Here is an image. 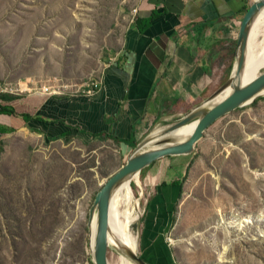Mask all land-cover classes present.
Returning a JSON list of instances; mask_svg holds the SVG:
<instances>
[{
  "label": "rangeland",
  "instance_id": "rangeland-1",
  "mask_svg": "<svg viewBox=\"0 0 264 264\" xmlns=\"http://www.w3.org/2000/svg\"><path fill=\"white\" fill-rule=\"evenodd\" d=\"M246 2L247 12L254 0ZM133 3L0 0V89L24 97L83 94L122 48L134 24ZM263 32L258 52L264 51ZM236 43L231 66L224 61L210 73V85L197 90L195 102L208 99L229 79ZM263 70L264 65L257 77ZM185 113L156 121L140 143ZM1 139L0 264H94L90 211L131 149L123 151L104 137L48 140L28 128ZM186 159V169H179L181 194L167 219L154 215L157 191L148 170L140 174L142 187L132 183L141 203L132 226L135 253L158 262L161 255L148 245L162 235L172 264H264V97L219 119ZM120 256L126 258L109 246V264H119Z\"/></svg>",
  "mask_w": 264,
  "mask_h": 264
},
{
  "label": "crops",
  "instance_id": "crops-1",
  "mask_svg": "<svg viewBox=\"0 0 264 264\" xmlns=\"http://www.w3.org/2000/svg\"><path fill=\"white\" fill-rule=\"evenodd\" d=\"M135 7L138 17L150 22L143 31L136 22L128 27L122 48L107 64L93 95H27L13 105L19 114L36 119L31 128L21 117L0 115V123L28 128L48 140L109 137L128 151L156 121H168L172 113L181 115L197 106V90L202 93L210 85V73L224 61L232 64L234 35L246 0H134ZM186 156L166 157L149 167L147 177L157 191L155 216H170L179 194L173 183L183 176L179 169H186ZM166 169L175 174L170 176ZM157 237L148 247L163 246L162 235Z\"/></svg>",
  "mask_w": 264,
  "mask_h": 264
},
{
  "label": "water",
  "instance_id": "water-1",
  "mask_svg": "<svg viewBox=\"0 0 264 264\" xmlns=\"http://www.w3.org/2000/svg\"><path fill=\"white\" fill-rule=\"evenodd\" d=\"M263 10L264 0H254L242 18L237 39L235 65L229 79L208 99L186 112L177 122L153 133L141 142L129 156L125 166L108 181L97 196L89 217L90 247L91 229L95 217L98 224L91 250L94 264H108L109 202L119 185L131 180L137 174L140 175L160 159L192 154L206 130L219 119L237 109L254 104L264 97V70L249 83H244L251 30ZM228 90L230 93L222 98L221 95ZM194 122H197L194 131L190 135L183 133L184 128ZM121 251L136 264H149L128 247H123Z\"/></svg>",
  "mask_w": 264,
  "mask_h": 264
},
{
  "label": "bare ground",
  "instance_id": "bare-ground-1",
  "mask_svg": "<svg viewBox=\"0 0 264 264\" xmlns=\"http://www.w3.org/2000/svg\"><path fill=\"white\" fill-rule=\"evenodd\" d=\"M262 27H264V10L261 12L260 16L257 17V19L255 20V23L253 24L251 30L244 83H249L250 81L255 79L257 77L255 73L257 72L258 68L264 65V57H262V52L264 51L263 49H261L262 51L258 52V46L256 45L258 36H260L261 32H263L261 30ZM229 93L230 90H228L226 93L221 95V97L223 98L224 95L226 96ZM196 126H197V122L188 125L186 128H184L183 133H188L186 135H190L194 131ZM132 183H136L138 187H142L141 176L137 174L131 180H128L122 183L121 185H119L118 188L115 189V191L113 192L109 202V210H108L109 246L115 250L120 251L121 253L123 247H128L133 252H135L136 243L138 240L135 234H133L132 226L140 216L139 209L141 203L139 202V200H137V198L135 199V196L132 193L133 192ZM123 206H125L124 210H122ZM96 229L98 230V224L96 222V217H95L91 229L92 230L91 250L94 245V237L96 234ZM119 264H136V263H134L127 256L126 258L120 256Z\"/></svg>",
  "mask_w": 264,
  "mask_h": 264
},
{
  "label": "trees",
  "instance_id": "trees-1",
  "mask_svg": "<svg viewBox=\"0 0 264 264\" xmlns=\"http://www.w3.org/2000/svg\"><path fill=\"white\" fill-rule=\"evenodd\" d=\"M142 19L140 17H137V20H136V24L138 26V29L139 31H143L145 29V27H147V25L149 24L150 20L147 19ZM237 42V41H236ZM237 44V43H236ZM232 61H233V58H232ZM231 66V65H230ZM231 67L228 68L227 71H231L230 69ZM230 73V72H229ZM24 98L23 95H17V94H12V93H9V92H3L1 89H0V115H5V116H12V117H21L23 119V121L25 122V127H30V122L33 121V120H36L32 115L28 114V113H23V114H19L17 111H16V108L15 106L13 105V103H15L16 101L20 100ZM258 101V100H257ZM256 101V102H257ZM255 102V103H256ZM254 103V104H255ZM187 111V110H186ZM31 128V127H30ZM17 131V128L15 127H9V126H6V125H3L0 123V160H1V156H2V153L4 152V144L2 142V137L3 136H6V135H10L14 132ZM56 138H60V137H56ZM56 138H53L52 140L56 139ZM106 139H109V137H107ZM114 141H116L114 139ZM139 145L138 142H134V143H130V153H132L134 151V149ZM121 147V146H120ZM149 169V168H148ZM148 169H145L141 174L143 175L144 172ZM174 185H177L179 187V194H178V197L177 199L179 198V195L181 194V187H182V180H178V181H175L173 183ZM176 199V200H177ZM176 202V201H175ZM174 216V215H173ZM172 216V219H174V217ZM155 253H158L160 256V260L158 262L155 261V256L153 257L152 260H149L147 257L145 256H141L144 260H146L149 264H165L168 260V263L169 264H172V261L168 255V252L167 250L164 248V244L162 247H158L156 248V252ZM164 253V255H163ZM156 255V254H155ZM163 255V256H162ZM156 262V263H155Z\"/></svg>",
  "mask_w": 264,
  "mask_h": 264
},
{
  "label": "built area",
  "instance_id": "built-area-1",
  "mask_svg": "<svg viewBox=\"0 0 264 264\" xmlns=\"http://www.w3.org/2000/svg\"><path fill=\"white\" fill-rule=\"evenodd\" d=\"M138 8H134L131 13V21L136 22L137 17H138ZM101 86V81L100 80H93L92 83L87 87L86 91H83V94H88V95H93L99 89Z\"/></svg>",
  "mask_w": 264,
  "mask_h": 264
}]
</instances>
